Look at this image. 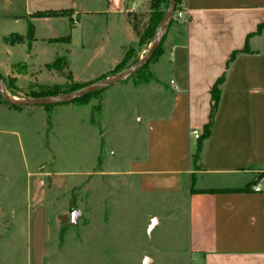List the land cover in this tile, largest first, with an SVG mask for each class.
<instances>
[{"label": "crops", "instance_id": "1", "mask_svg": "<svg viewBox=\"0 0 264 264\" xmlns=\"http://www.w3.org/2000/svg\"><path fill=\"white\" fill-rule=\"evenodd\" d=\"M184 6L183 30L165 40L149 67L151 78L116 82L102 93L101 112L110 105L107 95L142 99L132 106L136 141L126 155L110 148L103 166L143 191L180 201L181 250L189 264H264V0H184ZM143 9L149 11V0L12 2L7 10L16 15L0 25V34L11 39L0 38V73L12 79L15 97L31 85L101 80L138 42L128 13ZM40 11L52 13L33 16ZM64 36L69 40L49 41ZM245 46L248 51H241ZM233 51L238 52L220 85L214 122L194 167L197 139L191 131L203 133L211 88ZM59 56L66 57L67 68L48 69ZM97 104L90 99L78 105H89L91 117ZM121 159L125 169L119 168Z\"/></svg>", "mask_w": 264, "mask_h": 264}, {"label": "rangeland", "instance_id": "2", "mask_svg": "<svg viewBox=\"0 0 264 264\" xmlns=\"http://www.w3.org/2000/svg\"><path fill=\"white\" fill-rule=\"evenodd\" d=\"M12 2L21 5L23 0H0V25L6 26L9 16L16 15L7 10ZM137 14L142 32L149 11ZM174 16L165 25L161 46L169 35L183 30L179 22L184 21ZM3 36L1 41L11 40ZM151 43L131 46L118 72L136 64ZM152 62L141 75L117 84L141 82L150 74ZM0 77L13 95L12 79L1 73ZM108 87L88 101L96 99L100 105ZM36 90L15 95L30 98ZM141 101L134 94L107 95L110 105L102 112L92 109L91 117V107L78 105L80 101L49 109L39 105L15 109L0 103V264H189L181 250L185 226L180 201L143 191L139 183L112 174L107 163L103 166L110 148L123 149L126 155L136 141L132 106ZM119 168H126L125 160ZM76 209L81 216L72 223Z\"/></svg>", "mask_w": 264, "mask_h": 264}, {"label": "trees", "instance_id": "3", "mask_svg": "<svg viewBox=\"0 0 264 264\" xmlns=\"http://www.w3.org/2000/svg\"><path fill=\"white\" fill-rule=\"evenodd\" d=\"M168 4V0H149V16L147 18V23L145 24L143 31L141 32L139 30V26H138V14L135 12H129L128 13V18L129 21L132 25L133 31L134 33L138 36V44L143 45V44H149L150 41L153 40L154 35L156 34V30H157V26L158 23L163 15V6L167 7ZM181 4H184V0H175V5H174V10L173 13L168 21V24H170L173 20V15L175 14V12L180 8ZM52 12L50 11H40V12H35L33 14V16H44L47 14H50ZM31 35V26H29V36ZM152 39V40H151ZM163 39V38H162ZM68 41L69 37L68 36H64V37H60V38H50L49 41ZM162 43V40H161ZM160 45L155 49L153 56L151 58L150 61H155L157 59V57L161 54L162 52V46ZM130 49H128L122 59V61L116 66V68L114 69V73H117L123 66L124 62L127 60V56H128V52ZM241 51H248L247 47L245 46V48ZM238 51H233L231 54V57L229 58V60L226 63V68L225 71L223 72V74L216 80V82L214 83L213 87L211 88L210 94H211V99H210V113H209V120L208 122L204 125L203 128V133L197 138V146H196V151L195 153L192 155V161H193V166L196 167V163L197 160L199 158V154L200 151L202 149L203 146V141L208 137V135L210 134L213 122H214V117H215V113L217 111L218 108V104H219V100H220V95H221V87L220 85L223 83V81L225 80L227 71L230 67L231 62L233 61L236 53ZM147 65V64H146ZM143 66L136 74H134L133 76H139L142 74V72L144 71V68L146 67ZM46 67L48 69L54 68L56 70H62L63 68H67V60L65 56H59L56 57L55 60L51 63H48L46 65ZM67 77L71 78V73L68 71L67 72ZM151 78V75L149 74L148 76H146L145 78H143V82L148 81ZM91 83H69V84H65V85H58V84H54L51 86H43V85H37L36 86V91H32L31 93H29L30 97H43V96H47V95H56L59 93H66V92H70V91H74V90H78L80 88H83L87 85H89ZM34 87V85H31V88ZM105 89V88H104ZM100 91V90H98ZM98 91L92 92L91 94H88L84 97H80L78 99H75L73 101H80V102H86L88 101V99L90 97H92L95 93H97ZM3 101L1 95H0V103ZM65 103V102H63ZM52 106V104H48L45 105L44 107L46 109H49ZM15 109H19L20 106H12ZM100 109V105L98 104L97 106H95L94 110H99Z\"/></svg>", "mask_w": 264, "mask_h": 264}, {"label": "water", "instance_id": "4", "mask_svg": "<svg viewBox=\"0 0 264 264\" xmlns=\"http://www.w3.org/2000/svg\"><path fill=\"white\" fill-rule=\"evenodd\" d=\"M174 5H175V0H168L167 7L163 11V15L158 23L156 34L152 40L151 45L149 46L144 56L133 66L123 71L112 74L108 77H105L101 80L93 82L78 90H74L66 93H60L56 95H47L43 97H30V98L17 97L18 99H15L14 98L15 96L9 94L6 91V89L1 83V77H0V95L3 101L9 104L10 106H20V107L31 106V105L45 106L48 104L55 105L63 102L73 101L80 97H84L88 94H91L92 92L102 90L111 84L132 77L151 60L155 49L160 45L161 40L163 38L165 25L173 13ZM80 216H81V211L79 209L72 211L71 213L72 223L75 222Z\"/></svg>", "mask_w": 264, "mask_h": 264}, {"label": "built area", "instance_id": "5", "mask_svg": "<svg viewBox=\"0 0 264 264\" xmlns=\"http://www.w3.org/2000/svg\"><path fill=\"white\" fill-rule=\"evenodd\" d=\"M175 19H178V20H182V21H185L186 20V10H185V6L184 4H181L180 8L175 12ZM192 135L194 136V138H198L200 135H201V132L198 131L197 129H193L191 131ZM252 189L253 190H259V187L257 184H253L252 185Z\"/></svg>", "mask_w": 264, "mask_h": 264}, {"label": "bare ground", "instance_id": "6", "mask_svg": "<svg viewBox=\"0 0 264 264\" xmlns=\"http://www.w3.org/2000/svg\"><path fill=\"white\" fill-rule=\"evenodd\" d=\"M15 99H18L17 97H14Z\"/></svg>", "mask_w": 264, "mask_h": 264}]
</instances>
